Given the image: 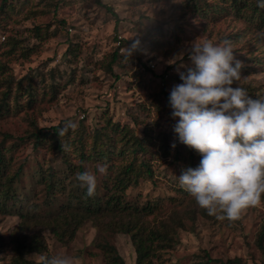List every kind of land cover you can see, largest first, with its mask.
I'll use <instances>...</instances> for the list:
<instances>
[{
	"label": "rangeland",
	"instance_id": "374dc122",
	"mask_svg": "<svg viewBox=\"0 0 264 264\" xmlns=\"http://www.w3.org/2000/svg\"><path fill=\"white\" fill-rule=\"evenodd\" d=\"M235 1L0 0V264L9 263L16 254L11 245L24 239L43 242L38 252H22L33 264L52 255L103 264L101 247L135 264L131 236L104 227L127 215L108 212L104 203L121 167L132 161L134 169L142 160L152 177L127 184L121 198L135 208L155 203L154 212L137 215L138 225L171 233L170 248L156 252L153 264H264L257 245L264 194L235 220L200 208L178 182L199 161L177 141L168 106L179 73L193 67L192 42L203 39L231 40L243 62L232 87L264 97V8L256 0ZM133 40L139 45L127 57ZM181 53L182 60L169 63ZM69 120L77 127L60 134ZM127 140L134 148L141 141L143 151L129 152ZM97 164L108 165L89 197L99 199V212L65 226L60 243L52 233L62 224L60 208L71 215L86 198L75 173L95 172Z\"/></svg>",
	"mask_w": 264,
	"mask_h": 264
},
{
	"label": "clouds",
	"instance_id": "9594fccd",
	"mask_svg": "<svg viewBox=\"0 0 264 264\" xmlns=\"http://www.w3.org/2000/svg\"><path fill=\"white\" fill-rule=\"evenodd\" d=\"M264 8V0H256ZM138 40L125 48L130 56ZM193 67L179 73L181 83L168 95L172 131L179 143L194 150L198 165L187 167L178 182L208 215L235 220L248 206L260 202L264 194V97L254 98L240 81L243 62L236 57L233 42L203 39L193 41L188 51ZM183 53L169 63L182 60ZM183 66V65H181ZM238 84V83H237ZM77 127L67 121L60 134ZM175 147L173 143L171 145ZM64 150L70 151L69 145ZM108 165L97 164L96 171L75 173L78 186L91 197L97 188V173L107 175ZM42 264H76L69 255L42 256Z\"/></svg>",
	"mask_w": 264,
	"mask_h": 264
},
{
	"label": "trees",
	"instance_id": "16d2710c",
	"mask_svg": "<svg viewBox=\"0 0 264 264\" xmlns=\"http://www.w3.org/2000/svg\"><path fill=\"white\" fill-rule=\"evenodd\" d=\"M5 1V0H2ZM98 5H102L99 0H96ZM233 2H236L235 0H232L231 4H234ZM196 3L192 6L195 10L196 7L202 11ZM103 8H106L108 12L112 15V17L115 18V15L111 9H108L103 5ZM54 130L56 128H53ZM39 131L32 134V137L35 138V140L40 139ZM57 142V141H56ZM129 144L127 150L131 153L136 152L137 148L140 149V151H143L142 143L138 140V143L136 144L137 148L131 147L130 142L127 140V142L124 144L125 146ZM55 149L61 151L62 146L58 143L54 145ZM163 154L166 152V148L162 147ZM175 158L177 159V155H175ZM189 158L190 160H197L199 161L200 157L197 153H194V150H189ZM1 161V160H0ZM81 162V160H80ZM194 167V165H193ZM81 172V170H80ZM120 173V174H119ZM132 175V178L130 177V174ZM143 176L147 178L152 177L151 168L148 166V164L142 160L139 162V165L136 166L134 169L132 167V161H130L127 164H124L121 169L119 170L116 179V186H115V192L111 193L110 195L105 197V203L104 207L108 212L116 213L118 216H124L127 215L125 219H117V220H111L108 221L107 224H105V229L108 230L110 228H113L115 231H118L120 233H126L131 236V240L134 247V253H135V264H153V257L156 255V252L159 250L170 248L172 236L170 231L166 232L164 230H161L159 227L152 226L148 227L149 230L145 232V229L138 225L140 222L137 221V215H140L143 213L144 215L151 214V212H154L153 210L156 207L155 203L152 204H146L145 206L141 208H135L130 207L129 204H126L124 200L121 198L123 189L126 188V185L130 182H133L134 184L137 183L138 177ZM11 180V179H10ZM86 196V195H85ZM78 206H76V212L71 215H64L62 212H64V208H60L59 216H58V222H61L64 226L62 227V224L59 225V229L53 230L52 233L57 237L58 241L62 243L63 238L66 234V227L69 228L70 224L77 223L81 221V219H84V216L87 215H93L99 212L100 209V202L99 199H90L88 196L81 201L76 203ZM79 207V208H77ZM80 208H82V212L80 211ZM62 213V214H61ZM66 226V227H65ZM33 238V237H32ZM36 238V236H35ZM70 238V237H69ZM258 247L264 250V229L261 230L259 236H258ZM43 242L41 240L34 241L31 239L29 242H25V239L18 240L17 245L12 246V250L16 253L11 258L8 264H33L32 261L25 260L22 257V252L25 253H33L38 252L42 249ZM102 249V256H103V264H124L120 257L113 252L112 249H105L101 247ZM225 264H240L239 259H232L227 261Z\"/></svg>",
	"mask_w": 264,
	"mask_h": 264
}]
</instances>
